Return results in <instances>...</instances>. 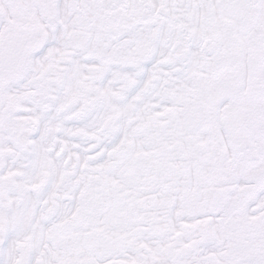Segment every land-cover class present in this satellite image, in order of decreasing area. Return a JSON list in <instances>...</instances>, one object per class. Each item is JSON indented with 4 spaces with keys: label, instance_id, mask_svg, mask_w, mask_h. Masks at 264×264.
I'll return each instance as SVG.
<instances>
[{
    "label": "snow or ice",
    "instance_id": "1",
    "mask_svg": "<svg viewBox=\"0 0 264 264\" xmlns=\"http://www.w3.org/2000/svg\"><path fill=\"white\" fill-rule=\"evenodd\" d=\"M0 264H264V0H0Z\"/></svg>",
    "mask_w": 264,
    "mask_h": 264
}]
</instances>
